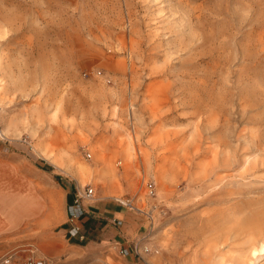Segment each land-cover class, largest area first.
<instances>
[{
    "label": "rangeland",
    "instance_id": "rangeland-1",
    "mask_svg": "<svg viewBox=\"0 0 264 264\" xmlns=\"http://www.w3.org/2000/svg\"><path fill=\"white\" fill-rule=\"evenodd\" d=\"M262 26L264 0H0V166L93 187L90 238L121 232L113 259L217 264L260 246ZM99 163L104 179L79 169Z\"/></svg>",
    "mask_w": 264,
    "mask_h": 264
},
{
    "label": "crops",
    "instance_id": "crops-1",
    "mask_svg": "<svg viewBox=\"0 0 264 264\" xmlns=\"http://www.w3.org/2000/svg\"><path fill=\"white\" fill-rule=\"evenodd\" d=\"M74 196L72 183L55 172L52 165L35 166L29 170L16 169L13 164L1 165L0 258L11 253L16 261L34 256L50 259V264H83L94 252L102 254L94 255L99 259L112 258L114 249L106 247L108 250H104L106 243L115 241L121 232L110 228L95 234L96 239L90 238L93 232L89 230L94 231L91 221L94 215L88 213L87 205L95 199L84 203L86 215L80 220L84 239L69 235L71 224L66 207L74 201ZM107 206V203H102L94 212L105 214ZM111 208L121 211L115 205H111ZM100 262L130 264L128 260L113 258Z\"/></svg>",
    "mask_w": 264,
    "mask_h": 264
},
{
    "label": "built area",
    "instance_id": "built-area-1",
    "mask_svg": "<svg viewBox=\"0 0 264 264\" xmlns=\"http://www.w3.org/2000/svg\"><path fill=\"white\" fill-rule=\"evenodd\" d=\"M87 157H91L90 153L86 154ZM152 185H148L149 193H153L151 189ZM94 197V188L86 185L82 190H78L75 196V199L72 203L67 205V215L68 222L72 224L69 232L71 235H76L81 228L80 220L81 217L85 214L84 203L90 201ZM123 202V201H122ZM124 203V202H123ZM127 204V203H124ZM82 238V236H80ZM129 250L126 248L121 249V253L123 255H127ZM147 252V249H145ZM0 264H50L49 261L45 258L40 257H27L23 260H15L13 259V255H5L0 258Z\"/></svg>",
    "mask_w": 264,
    "mask_h": 264
},
{
    "label": "bare ground",
    "instance_id": "bare-ground-1",
    "mask_svg": "<svg viewBox=\"0 0 264 264\" xmlns=\"http://www.w3.org/2000/svg\"><path fill=\"white\" fill-rule=\"evenodd\" d=\"M190 1V0H189ZM184 3V2H183ZM191 3V2H190ZM188 4V3H187ZM184 6V5H183ZM200 6V5H199ZM187 7V6H186ZM202 11V10H201ZM185 12V10H184ZM188 12V11H186ZM200 13V12H199ZM198 13V14H199ZM201 14V13H200ZM187 16V15H186ZM194 16V15H193ZM198 18V17H197ZM264 27V26H262ZM264 33V32H263ZM264 35V34H263ZM257 43V41H256ZM261 43V42H260ZM258 44V43H257ZM262 44V43H261ZM263 48H264V45H263ZM260 51V50H259ZM261 56V55H260ZM264 58V57H263ZM261 59V58H260ZM246 77V76H245ZM53 114H55L53 112ZM8 126V125H7ZM7 126H5L4 128L0 129L1 131V134L3 135V133L5 134V129H7ZM9 128V127H8ZM3 131V132H2ZM8 133V132H7ZM4 136V135H3ZM8 139V138H7ZM43 151V150H42ZM49 153V152H48ZM43 155L47 156V157H52V159L57 163V156H54L53 155H48L46 152L44 153L43 152ZM102 163H104L105 161V156L102 155L101 156V159H100ZM107 162V161H106ZM97 167H92L90 166L89 164H82L80 165V168L79 169H82L84 170L85 172H87V174L89 175H92L94 178L96 177L97 178H100V179H104L106 177V175H108V168L104 167V165L100 166V163L96 165ZM79 180L82 181L84 183V179L81 175H79ZM102 181V180H101ZM92 182V181H91ZM90 182V183H91ZM97 199V198H96ZM124 203H127L129 206H131L132 208H135V210H139V211H142V209L140 207H137L135 205L132 206V204L130 203V201H126V200H122ZM151 239V238H150ZM146 242V241H145ZM262 243V241H261ZM154 244V243H153ZM264 244V242H263ZM263 244L259 245L260 246H256L253 242L252 244L244 251H240V253L237 254L236 257H228V258H221L217 264H252V261H247V257L246 256H250V257H254L257 258L259 254L262 253V251L264 250V246ZM146 245V244H145ZM148 246V245H146ZM145 246V249H147L148 247ZM149 249V248H148ZM139 250L140 251H143V247H139ZM246 254V255H245ZM100 260H103V261H106L107 260V257L106 258H100ZM148 261L151 263V264H159V259L157 256H150V258H148Z\"/></svg>",
    "mask_w": 264,
    "mask_h": 264
}]
</instances>
